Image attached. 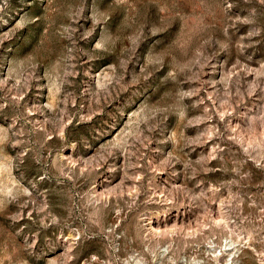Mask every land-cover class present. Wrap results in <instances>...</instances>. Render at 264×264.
<instances>
[{
  "label": "rangeland",
  "instance_id": "obj_1",
  "mask_svg": "<svg viewBox=\"0 0 264 264\" xmlns=\"http://www.w3.org/2000/svg\"><path fill=\"white\" fill-rule=\"evenodd\" d=\"M0 264H264V0H0Z\"/></svg>",
  "mask_w": 264,
  "mask_h": 264
},
{
  "label": "bare ground",
  "instance_id": "obj_2",
  "mask_svg": "<svg viewBox=\"0 0 264 264\" xmlns=\"http://www.w3.org/2000/svg\"><path fill=\"white\" fill-rule=\"evenodd\" d=\"M152 226H153V224H152Z\"/></svg>",
  "mask_w": 264,
  "mask_h": 264
}]
</instances>
